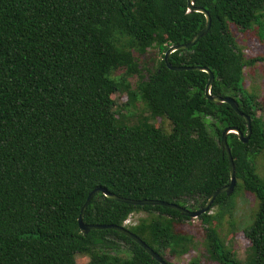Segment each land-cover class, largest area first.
I'll return each mask as SVG.
<instances>
[{"label": "trees", "instance_id": "1", "mask_svg": "<svg viewBox=\"0 0 264 264\" xmlns=\"http://www.w3.org/2000/svg\"><path fill=\"white\" fill-rule=\"evenodd\" d=\"M211 16L208 32L169 55L172 66H205L214 74L213 95L233 96L250 116L251 134L242 142L229 133L236 185L216 196L195 217L212 264H264V176L254 157L264 156V100L248 91L244 68L262 61L247 57L232 27H258L264 40V0H194ZM187 0H0V264H161L131 237L112 228L82 233L78 216L96 187L127 198L160 199L201 208L229 183L230 166L220 137L226 126L244 133L246 119L228 103L207 99L209 79L199 69L173 70L164 55L205 25ZM156 52L144 72L140 56ZM136 78L135 87L131 79ZM141 101L147 115L126 123L113 93ZM166 118L169 131L152 121ZM242 188L257 200L243 259L227 249L217 230L221 213ZM147 219L126 226L163 259L190 253L194 236L174 226L188 217L160 204H132L96 192L83 220L124 225L131 213ZM130 256L119 258L121 244ZM187 264H202L193 257Z\"/></svg>", "mask_w": 264, "mask_h": 264}, {"label": "rangeland", "instance_id": "2", "mask_svg": "<svg viewBox=\"0 0 264 264\" xmlns=\"http://www.w3.org/2000/svg\"><path fill=\"white\" fill-rule=\"evenodd\" d=\"M233 34L235 36L237 45L244 52L247 57L264 58V40L258 35V27L247 31H240L236 27H232ZM160 57L156 52H149L143 56H140L141 66L144 67V72L148 74V70H151L156 65V60ZM244 87L253 92L258 98L264 100V59L257 61L253 66H246L244 68ZM132 86L136 85V78L131 80ZM111 97L115 100V107H117L124 115L123 119L126 123L134 124L139 120L141 115L146 114L147 111L141 101H135L134 103H128V98L124 92L113 93ZM257 115H260L264 120V106L261 105L257 109ZM155 125L161 126L165 131H169L171 124L166 118H155L152 120ZM257 174L264 176V156L262 154H256L254 157ZM232 204L227 209H220L218 206L211 208L210 213L217 215L221 213L220 217H217L216 227L220 236L225 241L226 248L234 252L235 256L243 259L245 251L249 245V241L244 234V229L247 228L253 220L255 211L257 209V200L253 193L248 190L239 188L233 198ZM148 213L134 212L131 213L128 218L124 220L125 226H131L138 223L141 219H147ZM174 230L182 233H189L194 236L195 247L192 248L190 253L184 255L172 256L167 255L169 260L173 264H187L193 257L202 259V264H208L209 259L206 250L203 245V225L196 218L185 220L183 223L175 225ZM117 257L127 258L130 256V250L127 245L121 244ZM90 256L88 254H76L77 264H88ZM210 264H212L210 262Z\"/></svg>", "mask_w": 264, "mask_h": 264}, {"label": "water", "instance_id": "3", "mask_svg": "<svg viewBox=\"0 0 264 264\" xmlns=\"http://www.w3.org/2000/svg\"><path fill=\"white\" fill-rule=\"evenodd\" d=\"M187 5H188L189 11H199L205 15V17H206L205 25L192 37V39L190 41H188L186 43L170 45L165 52L164 60L166 62V65L173 70L199 69V70L206 71L209 74V79H208V82L205 86V95H206L207 99H209L210 101H212L218 105H220L222 103H228L238 114L242 115L246 119L247 130L245 133L243 131H241L239 128L234 127V126H226L221 133L220 143H221L222 149L227 153V157L229 160V166H230V181H229V183L222 185L221 187L217 188L209 196V198L207 199L205 204L197 210L187 208V207L180 205L178 203H175V202H168V201H164V200H160V199H147V198L133 199V198L122 197V196H119V195L107 190L106 187H96L88 193V196H87L85 202L83 203L81 210H80V213H79V216H78V226H79L82 233H88L91 229H100V228L115 229V230L120 231L121 233L127 235L128 237H131L134 241L139 243L153 258H155L161 264H170V263L167 262L165 259H163V257H161L156 251H154L143 239H141L134 232L130 231L125 225L92 224V223L85 222L83 220V217H84V213H85V210L88 206L89 201L91 200V198L93 197V195L96 192H102L105 196L109 197L110 199H114V200L126 202V203L140 204V205H144V204L165 205V206H168L170 208H173V209L180 211L182 215L195 218V217H198L200 214L207 212L210 209L212 203L214 202V200L218 194L224 192L226 195H230L235 188V185L237 182L236 175H235V164L233 161V157L231 155V150H230L229 144L227 142V136L229 133H235V134H237L240 141L247 142L249 137H250V134H251V119H250L249 115H247V114H245L239 110L238 102L236 101V99L233 96H230V95H226V96L213 95L211 93V86H212V82L214 80V74L208 67L199 66V65L172 66L170 64L168 58H169V55L173 51H175L177 49H185V48H189V47L193 46L200 37L204 36L208 32V30L211 26V16H210V13L207 9H205L202 6H195L194 0H187Z\"/></svg>", "mask_w": 264, "mask_h": 264}, {"label": "built area", "instance_id": "4", "mask_svg": "<svg viewBox=\"0 0 264 264\" xmlns=\"http://www.w3.org/2000/svg\"><path fill=\"white\" fill-rule=\"evenodd\" d=\"M125 224V223H124Z\"/></svg>", "mask_w": 264, "mask_h": 264}]
</instances>
